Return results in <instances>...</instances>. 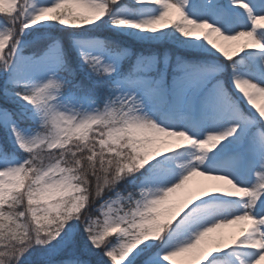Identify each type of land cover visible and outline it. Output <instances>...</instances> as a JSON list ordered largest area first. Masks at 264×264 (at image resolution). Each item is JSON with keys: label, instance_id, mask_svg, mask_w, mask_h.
I'll return each instance as SVG.
<instances>
[{"label": "snow or ice", "instance_id": "1", "mask_svg": "<svg viewBox=\"0 0 264 264\" xmlns=\"http://www.w3.org/2000/svg\"><path fill=\"white\" fill-rule=\"evenodd\" d=\"M0 264H264V0H0Z\"/></svg>", "mask_w": 264, "mask_h": 264}, {"label": "rangeland", "instance_id": "2", "mask_svg": "<svg viewBox=\"0 0 264 264\" xmlns=\"http://www.w3.org/2000/svg\"><path fill=\"white\" fill-rule=\"evenodd\" d=\"M203 182H205L203 177H194V178L189 182V186L194 188V187H196L197 185H199L200 183H203ZM235 227H236V226H235ZM236 228H237V227H236ZM226 229H227V228L222 229L221 231H223V232L225 233ZM234 232H235V231H233L232 233H234ZM232 233H231V234H232ZM177 259H179V258H177Z\"/></svg>", "mask_w": 264, "mask_h": 264}, {"label": "bare ground", "instance_id": "3", "mask_svg": "<svg viewBox=\"0 0 264 264\" xmlns=\"http://www.w3.org/2000/svg\"><path fill=\"white\" fill-rule=\"evenodd\" d=\"M237 228L235 226H231L226 229L225 234H231L233 231H236Z\"/></svg>", "mask_w": 264, "mask_h": 264}]
</instances>
